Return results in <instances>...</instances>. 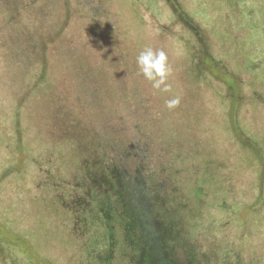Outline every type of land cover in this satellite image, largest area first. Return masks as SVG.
<instances>
[{
    "label": "trees",
    "instance_id": "1",
    "mask_svg": "<svg viewBox=\"0 0 264 264\" xmlns=\"http://www.w3.org/2000/svg\"><path fill=\"white\" fill-rule=\"evenodd\" d=\"M202 1L198 9L190 10L181 0H165L180 19L179 21L196 38L197 45L194 47H197V51L200 50L206 58H209L217 69L220 65L225 68L224 57L228 58L226 75L231 76L233 80L229 85L233 93L238 94L237 86L242 85L241 75L248 74L254 80L264 81V0ZM74 3L76 9L82 11L81 20H88L93 32L99 30L98 25H103V29L105 25L110 24L111 16L116 15L115 21L118 26L113 23V34L120 36L124 31L123 28L127 27L126 31L132 34L134 49L145 47L143 40L149 28L157 33L148 38L152 47L157 45L160 38L158 35L165 33V30L153 29L149 22L147 25L137 15V23H135L134 16L126 14L121 0H117L116 11L115 7L113 9L111 7L110 17L102 10L93 12L92 9L85 10L77 1ZM49 6L53 12V7L58 8L57 1L56 7L54 4ZM220 7L228 13L221 16L222 14L216 12ZM214 14L217 16L214 17ZM3 15L5 14L1 12L0 16ZM210 17L226 18L228 24L233 17H236L247 22L250 20L253 24L249 26L250 31L245 36L238 37L236 33L238 26L231 32L216 30L213 31L214 35H211V29L206 25L210 24ZM67 19L70 23L68 25H72L70 19L68 17ZM195 20H201V26H198ZM93 25L96 27L93 28ZM202 30H206L207 35H204ZM93 35L97 36L95 33ZM100 39L101 36L98 39L91 37L92 42ZM54 40L51 38V41ZM38 43L40 42L36 39L29 50H22L20 54L7 47H1L0 75L8 73L11 81V65L18 62L16 59L26 60L30 56L34 58L36 66L33 65L31 68L32 75L28 73L29 79L35 81L36 87L39 85L44 87L46 83L48 84L53 64L45 60V54L42 62L39 61L40 54L33 55V51L40 45ZM168 45V48L173 47L171 44ZM210 46L219 49L217 55L210 52ZM45 50L40 51L41 54ZM92 54L96 58L100 57L99 54L93 52ZM78 61L81 65L80 70L82 67L87 68L84 66V59H64V63L71 62V66ZM173 61L176 62V67L179 63L187 65L194 71L193 76L200 80L196 66L188 60L182 62L168 59V63ZM132 62L136 64V58H132ZM36 70L39 71L33 74ZM78 74L80 75L81 71H78ZM171 75L170 73L167 78L169 85L173 84L170 83ZM84 77L89 81L91 74L87 72ZM1 79L2 77L0 81ZM96 87L97 89L88 88L84 91L87 97L94 101L103 90L98 85ZM153 90L162 98V103L178 96L181 104L182 93L179 96L172 85L168 93ZM208 92L204 89L206 97ZM135 100L138 107L143 105L138 94H135ZM159 103L161 113L155 118L162 121L164 139L169 138L166 144L167 156L161 153L158 159L155 155L157 153L155 145L161 141L143 140L140 137V131L134 124L135 119L131 116L133 109L129 105L126 114L130 119L127 126L129 129L123 132L124 141L118 146L120 152L115 151L117 147L111 146L110 150L113 151L98 149L96 153L98 165L104 175L103 183L93 185L92 181L85 177L75 182L66 193L62 192V187L57 186L55 189L60 193H54L53 197L45 199L42 195H35L33 192V189L44 188V184L43 187H36L34 182L27 180V176L24 178L25 184L23 182L18 184L19 177L14 184H18L14 191L18 201L9 202L7 195L9 191L0 197V224L7 227L4 232L0 231V257H10L13 264H18L19 261L21 264L23 262L63 264V260L74 248L77 252L83 251L85 257L75 261L69 259L66 264H154L156 262L159 264L162 261H169L177 254L184 255L178 264H264V142L246 137L245 141L241 139L235 144L234 135L237 134L233 133V126L230 124L229 133L222 135L215 127L214 120L213 124L212 122L202 124V130L197 132V138L192 137L191 134L181 135L176 129L177 123L175 125L171 117H166L161 102ZM22 108L23 106L15 105L9 110H4L0 115V128L3 123L6 135L4 137L2 133L0 134V160L7 164L3 165V168L8 166L2 170L3 176L10 173V167L13 169L8 165L12 157L6 158V156L16 151V148L20 151L22 149L29 161L32 159L31 140L27 134L28 118ZM163 108L165 110V107ZM126 110L123 109L124 112ZM81 112L87 113L85 110ZM88 115L91 116L89 112ZM8 124L13 127L11 130ZM247 132L257 138L255 132L250 130ZM23 135L26 136L25 140L22 138ZM261 139L264 140V137ZM55 153L50 151L46 156ZM42 155L44 154L37 156L36 163L31 162L38 169L49 171L51 165L46 164L45 161L50 160ZM260 159L262 163L259 162ZM21 165L18 169L19 174L25 176L29 171L27 175L30 176L32 169L29 165L25 167L24 161ZM123 168H129V172L124 173ZM226 171L229 173L228 181L222 177ZM139 174L149 176L146 188L139 185L137 179L140 178ZM248 174H251V179ZM78 201L83 207V212L77 214L71 206ZM58 206L61 208L59 211ZM127 209L137 216V223L136 219H129ZM91 214L96 218L92 228L88 225ZM60 219L65 222L66 230L71 237H75L78 234L77 230L81 228L83 234H87L82 247L75 246V243H73L75 247L71 244L61 245V250L47 247L63 238L62 231L57 229ZM17 225L22 228L19 229ZM95 235L99 238L97 239ZM150 240L155 242L152 243ZM4 246L8 247V254H5ZM64 252H66L65 256L62 257ZM35 257L37 260H34Z\"/></svg>",
    "mask_w": 264,
    "mask_h": 264
},
{
    "label": "rangeland",
    "instance_id": "2",
    "mask_svg": "<svg viewBox=\"0 0 264 264\" xmlns=\"http://www.w3.org/2000/svg\"><path fill=\"white\" fill-rule=\"evenodd\" d=\"M56 1L58 8L53 7V12H51L49 5L54 4L55 6ZM76 1L81 3L85 10L92 9L93 12L102 10L108 14V17H110L111 7L112 9L115 7L116 11L117 6V0H74V2ZM121 1L126 14L134 16L135 23H137V15L147 25L149 22L153 29L165 30L164 35L159 33L160 38L157 39V45L152 47L148 38L157 35V33L149 28L148 32H145L144 48L162 49L171 61L184 62L188 60L189 63L196 66L200 80L193 76L194 71L184 63H179L176 67V62H169L172 88L176 90L179 96L182 93V105L180 104L175 109L169 110L165 106L166 100L162 103V98L156 95L151 82L139 73L137 65L132 62V58H136L144 48L134 49L131 41L132 34L126 31L127 27L123 28L124 31L121 32L120 36L113 34V23L118 26L115 21L116 15L111 16L110 24L105 25L103 29V25H98L99 30L93 32L90 22L81 20L83 18V14H80L82 11L76 9V3L72 0H0V13L5 14L3 17L0 16V48L7 47L16 54H20L22 50H29L32 42L37 39L40 45L33 51V55L38 56L40 54L39 61L42 62L45 54V60L53 64L52 74H50V67L48 71L50 74L49 83H46L44 87L40 85L36 87L35 81H31L28 77V73L32 75V66H36L34 58H30V56L26 60L16 59L18 62L11 65V81L8 73L3 76L0 75L2 77L0 81V84H2L0 85V115L12 106H23L22 111L28 118L27 134L31 140V161L36 163L37 156L44 154L42 157H47L50 160L49 162L45 161V163L51 165L49 171L38 169L25 157L26 154L22 149L20 151L16 148V151L6 156V158L8 156L12 157L8 165L13 167V169L10 167V173L6 176L2 175V170L8 168V166L3 168V165L7 164L2 163L0 160V164L2 163L0 165V197L9 191L7 192L9 202L18 201L14 191L19 183H26V179L24 180L26 176L28 181L34 182V185L36 184V187L45 185L42 189H33L35 195H42L45 199L53 197L54 193H60L55 189L57 186L62 187V192L66 193L74 186L75 182L85 177L90 179L93 185L103 183L104 175L98 165L99 161L96 153L98 149L110 150L111 146L117 147L115 151L120 152L118 146L122 145V141H124L123 132H127L129 129L127 126H129L130 119L126 115L129 105L133 109L131 116L135 119L134 124L140 131V137L143 140L161 141L155 145L157 152L155 155L158 156V159L161 157V153L168 155L166 144L169 142V138L164 139V135L162 136L164 130L162 121L155 118L156 115L160 116L161 113L159 102H161V108L166 117H171V121L175 125L177 123L176 129L179 130L181 135L191 134L192 137L197 138V132L202 130V124H209L210 122L213 124L214 120L215 127L221 131L222 135L229 133L230 124L233 126V133L237 134L234 135L235 144L241 139L245 141L246 137L264 142L261 139L264 137L263 79L254 80L252 76L243 73L244 75H241L242 85L237 86V97L229 89V85L233 80L231 76L226 75L228 73V58L224 57L226 61V63L223 61L225 68L220 65L217 69L209 58H206L200 50L197 51V47H194L197 45L196 38L179 21L180 19L173 13L172 8L165 0ZM181 1L189 6L190 10L198 9L200 2H203L202 0L200 2L198 0ZM222 7L227 8L223 5ZM219 9L216 12L222 14L221 16L226 12L228 13L221 7ZM215 16L217 15L214 14ZM67 17L72 23L70 26ZM210 19V24L206 25L208 29H211V35H214L213 31L216 30L231 32L233 28L238 26L236 29L238 37L245 36L250 31L249 26L253 24L250 20L247 22L236 17L230 20V24H228L226 18L214 19L210 17ZM195 21L198 26H201V20ZM92 27L95 28L96 26L93 25ZM89 28L91 30L88 31ZM93 33L97 36H94ZM202 33L207 35L208 32L202 30ZM54 35L58 36L55 37ZM215 35L218 34L215 33ZM92 36L95 39L101 36V42L100 40L92 42ZM51 38L55 40L51 41ZM168 44L173 45V47L168 48ZM85 45L87 46L84 47ZM225 46L227 45L225 44ZM251 47L254 48V46ZM43 50L46 53L41 54ZM218 50L216 47L210 46V52L213 55H217ZM92 52L99 54L100 57H94ZM101 56H104V58ZM3 58L5 59V57ZM71 58L84 59V66L87 68L83 69L82 67V70H80L79 61L73 64L74 66H71V62L64 63V59L69 60ZM38 71H34L33 74ZM78 71H81L80 75ZM87 72L91 74L89 81L84 77ZM96 85L102 87L103 90L99 92L97 100L94 101L89 99L84 91L88 88L90 90L97 89ZM204 89L209 91L207 97L204 95ZM135 94H138L143 102L141 107H138L135 103L137 102ZM163 107H165V110ZM123 109H127L126 112ZM84 110L87 113L81 112ZM88 112L91 116L88 115ZM8 127L9 130L13 128L10 124H8ZM244 130L255 132L257 138L250 136L249 132L245 133ZM1 133L6 137L3 123L0 128ZM206 137L210 138L208 135ZM22 138L25 140L26 136L23 135ZM50 151L56 153L52 156H46V153ZM190 155L191 153L189 157ZM23 161L25 167L28 164L29 168L32 169L30 176L27 175L29 171L25 176L19 174L18 169L22 166ZM261 161L262 159L259 160L260 163H262ZM224 167L226 168L225 164ZM123 170L124 173L129 172V168H123ZM228 174V171H226V174H222L223 179L228 181ZM250 175L248 174L251 179ZM139 176L140 178H137L139 179V185L147 186L149 176L147 174H139ZM19 177L20 179L17 180ZM16 180L18 184L14 185ZM71 207L77 214L83 212V207L79 201L73 203ZM60 209L58 206L57 210ZM126 213H129V219H136L137 223V216L130 209H127ZM92 218L91 214V220L88 224L91 228L96 221V218ZM140 224L142 225V223ZM17 227L22 228L19 225ZM6 228L4 224H0L1 232H4ZM57 229L62 231L63 238L47 245L48 248L56 247L61 250V245L71 244L73 247V243H75V246L82 247L87 239V234H83L82 228L77 230L78 234L75 237H71L68 230H66L65 222L61 219ZM97 233H99V230ZM95 236L97 239L99 238L98 235ZM150 241L155 242L154 240ZM7 248V246H4L5 254H8ZM65 253H62V257L65 256ZM84 257L83 251L77 252L73 248L62 263L66 264L69 259L75 261ZM183 257V254H177V256H172L169 261H162L159 264H178ZM34 260H37V257ZM0 264L13 263L10 257L1 256ZM18 264H21V262L19 261ZM22 264L27 263L23 262ZM154 264H157V262Z\"/></svg>",
    "mask_w": 264,
    "mask_h": 264
},
{
    "label": "clouds",
    "instance_id": "3",
    "mask_svg": "<svg viewBox=\"0 0 264 264\" xmlns=\"http://www.w3.org/2000/svg\"><path fill=\"white\" fill-rule=\"evenodd\" d=\"M137 68L139 73L149 82L153 89L164 93L171 91V85L167 83V78L171 73V68L168 64L167 53L160 49L154 50L151 47H146L136 57ZM180 104V97L165 101V106L169 109H175Z\"/></svg>",
    "mask_w": 264,
    "mask_h": 264
}]
</instances>
